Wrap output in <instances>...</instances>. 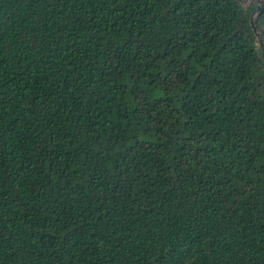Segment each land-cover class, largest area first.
Instances as JSON below:
<instances>
[{
  "label": "trees",
  "instance_id": "1",
  "mask_svg": "<svg viewBox=\"0 0 264 264\" xmlns=\"http://www.w3.org/2000/svg\"><path fill=\"white\" fill-rule=\"evenodd\" d=\"M253 1L0 0V264H264Z\"/></svg>",
  "mask_w": 264,
  "mask_h": 264
},
{
  "label": "water",
  "instance_id": "2",
  "mask_svg": "<svg viewBox=\"0 0 264 264\" xmlns=\"http://www.w3.org/2000/svg\"><path fill=\"white\" fill-rule=\"evenodd\" d=\"M251 1L254 3L253 0H251ZM254 5H255V3L252 4V6H254ZM249 25H250V27H251V29H252V32L254 33V35L256 36L257 40L259 41V45L261 46V40H260L258 34L256 33V30H255V27H254V24H253L252 19H250V21H249ZM261 47H262V46H261ZM261 51H262V55H263V50H261ZM262 57H263V56H262ZM263 65H264V57H263Z\"/></svg>",
  "mask_w": 264,
  "mask_h": 264
},
{
  "label": "rangeland",
  "instance_id": "3",
  "mask_svg": "<svg viewBox=\"0 0 264 264\" xmlns=\"http://www.w3.org/2000/svg\"><path fill=\"white\" fill-rule=\"evenodd\" d=\"M239 2L243 8H247L250 5L254 4L251 0H239Z\"/></svg>",
  "mask_w": 264,
  "mask_h": 264
}]
</instances>
